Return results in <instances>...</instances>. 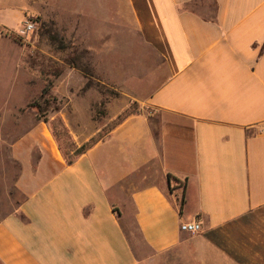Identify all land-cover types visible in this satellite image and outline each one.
I'll list each match as a JSON object with an SVG mask.
<instances>
[{
  "label": "crops",
  "instance_id": "obj_1",
  "mask_svg": "<svg viewBox=\"0 0 264 264\" xmlns=\"http://www.w3.org/2000/svg\"><path fill=\"white\" fill-rule=\"evenodd\" d=\"M31 1L0 0V27L16 33ZM75 3L100 21L125 5L155 71L141 112L71 163L42 125L11 144L22 200L0 219V264H264V0ZM16 50L0 31V69Z\"/></svg>",
  "mask_w": 264,
  "mask_h": 264
},
{
  "label": "rangeland",
  "instance_id": "obj_2",
  "mask_svg": "<svg viewBox=\"0 0 264 264\" xmlns=\"http://www.w3.org/2000/svg\"><path fill=\"white\" fill-rule=\"evenodd\" d=\"M75 2L32 0L35 11L26 19L35 27L27 35L19 17L12 21L16 33L0 27L20 58L0 69L1 77L13 81L12 95L0 91V219L22 200L14 186L19 165L10 149L28 130L42 125L67 162L141 112L135 97L142 96L155 63L152 54L136 52L141 45L131 23L127 35L125 5L114 4L111 11L107 4L104 16L110 19L100 21L79 14ZM125 230L139 240L135 228Z\"/></svg>",
  "mask_w": 264,
  "mask_h": 264
},
{
  "label": "built area",
  "instance_id": "obj_3",
  "mask_svg": "<svg viewBox=\"0 0 264 264\" xmlns=\"http://www.w3.org/2000/svg\"><path fill=\"white\" fill-rule=\"evenodd\" d=\"M35 23L31 19H26L23 25L22 34L27 35L34 30ZM182 232L193 233L200 230V224L198 222H185L180 225Z\"/></svg>",
  "mask_w": 264,
  "mask_h": 264
},
{
  "label": "trees",
  "instance_id": "obj_4",
  "mask_svg": "<svg viewBox=\"0 0 264 264\" xmlns=\"http://www.w3.org/2000/svg\"><path fill=\"white\" fill-rule=\"evenodd\" d=\"M86 150H87V149H85V148L80 149V151L77 153V156H79L80 154H82V153L85 152ZM77 156H76V157H77ZM76 157H75V158H76ZM75 158H74V159H75ZM74 159H73V160H74ZM73 160H69V161H67V163H71Z\"/></svg>",
  "mask_w": 264,
  "mask_h": 264
},
{
  "label": "bare ground",
  "instance_id": "obj_5",
  "mask_svg": "<svg viewBox=\"0 0 264 264\" xmlns=\"http://www.w3.org/2000/svg\"><path fill=\"white\" fill-rule=\"evenodd\" d=\"M46 131V130H45Z\"/></svg>",
  "mask_w": 264,
  "mask_h": 264
}]
</instances>
